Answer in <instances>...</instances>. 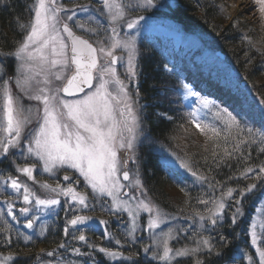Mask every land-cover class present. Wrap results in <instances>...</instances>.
<instances>
[{
	"label": "snow or ice",
	"instance_id": "1",
	"mask_svg": "<svg viewBox=\"0 0 264 264\" xmlns=\"http://www.w3.org/2000/svg\"><path fill=\"white\" fill-rule=\"evenodd\" d=\"M71 2L73 7L67 8L63 0H33L29 22L17 24L22 39H15L10 50L4 48L6 40L0 41V73L9 58L15 60V74L7 78L0 75V161L10 160L16 173L35 186L0 171V194L7 197L0 201V239L10 245L15 234L17 240L22 237L26 244L35 243L37 238H46L48 220L63 211L64 236L79 241L87 251L61 242L46 252L52 261L36 257L40 264H98L96 252L103 254L108 264H141V259L144 264H186L189 257L192 264H264V162L244 167L235 177L237 181L256 182L233 187L215 176L209 179L190 161L169 153L171 159H165L166 165L178 166L193 178V184L201 186L202 192L205 185L211 192L197 195L196 202L204 207L196 208L190 203L191 194L180 185L189 195L192 209L184 216L153 203L140 178L135 149L143 134L146 105L140 103L139 88L130 90L129 84L138 82L141 72L137 37L150 27L147 13L163 5L156 0H98L101 11L92 7V0L89 4ZM256 3L264 16V0ZM11 7V0H0V12ZM167 71L174 72V68ZM13 82L25 98L35 103H21L13 94ZM182 99L188 102L192 126L214 141L212 158L216 167H230L228 160L245 152V161L251 159L254 145L258 153H264V123L257 126L246 112L231 111L188 84H182ZM258 104V118L264 121V99ZM208 112L213 113L212 121L205 119ZM159 116L171 119L165 112ZM221 151L222 156L218 155ZM121 152L125 154L121 156ZM129 161L137 165L135 171L129 168ZM233 178L229 176L228 180ZM172 179L180 184L176 176ZM257 192L260 198L247 231L242 233L250 239L254 255L245 246L225 261L224 249L231 243L223 232L226 221L230 220L228 227L235 232L247 217L246 205ZM17 201H22L18 214ZM97 206L116 218L123 240L111 230L110 221L97 222L85 214L96 211ZM68 213L71 218H67ZM144 213L147 219L142 224ZM179 220L190 223L183 226ZM98 228L103 229V239L118 247L96 245L88 239L86 233ZM143 232L148 233L150 243L139 235ZM181 240L191 243L180 247L171 243ZM137 244L145 254L143 258L135 251ZM125 247L133 251L125 254ZM69 249L78 259H66ZM0 264H15L11 252L0 255Z\"/></svg>",
	"mask_w": 264,
	"mask_h": 264
},
{
	"label": "trees",
	"instance_id": "2",
	"mask_svg": "<svg viewBox=\"0 0 264 264\" xmlns=\"http://www.w3.org/2000/svg\"><path fill=\"white\" fill-rule=\"evenodd\" d=\"M11 2L12 7L7 12H0V41H7L6 46H4L5 50L14 47L13 41L15 39H22L23 33L20 32L17 24L21 22L27 24L32 16L29 10L32 0H11ZM156 2L163 6L147 13L150 27L164 28L168 33H174L182 40L181 43H174L169 37L162 38L159 35H150L148 32L139 35L137 47L142 55L138 57L141 72L137 87L140 93V103L146 105V108L143 110V134L137 150L138 167L140 178L149 198L166 212L184 216L191 213L192 209L189 207V195L182 190L180 185H183L184 189L191 194L190 203L196 208L202 209L204 207L196 202L197 195L204 193L211 195V192L207 190V185L204 186V192H202L201 186L193 184V178L189 174L176 167L166 165V154L175 153L180 158L190 161L195 168L199 169L201 174L209 179L215 176L216 179L227 181L229 186L235 187L237 183L246 186L256 182L254 179L237 181L235 177L239 176L244 167L257 166L264 162V153H258V146L254 145L250 149L251 159L245 161L243 158L247 155L245 152L243 155L237 154V159H229L230 167L225 164L216 167L212 158L214 141L208 140L204 145L195 144L197 146L194 148L192 146L181 147L178 142L179 130L187 122L185 115L181 120L179 112L177 113V110L180 112L182 110L180 104L182 84L193 86L196 88L195 91L198 88V92L202 96L215 100L231 111L246 112L252 121L259 126L264 123L258 118V101L264 99V82L261 81L262 79L264 81V56L256 53L251 45L242 39L244 36L239 29L225 21L219 11L220 0H156ZM202 49L211 52L215 60H210L208 63L197 59L195 55L199 51L202 53ZM174 50L180 54L177 65L172 63L171 51L174 52ZM217 54L221 55V60L216 57ZM14 65V58H9L0 75L5 78L13 76L15 74ZM166 66L167 68H174V72L166 74ZM161 112L167 113L171 119L160 117L159 113ZM218 155L222 156L223 152H219ZM205 157H207V162ZM19 163H23V161H19ZM0 171H3L4 175L12 174L34 187L32 182H27L24 177L16 173L10 160L0 161ZM256 171H259L258 167H256ZM173 176H176L180 184L172 179ZM229 176L234 178L228 180ZM49 182L51 183V181ZM171 190L177 192L173 198L170 193ZM39 194L43 195V193ZM168 194L170 195L168 196ZM216 194L219 195V192ZM260 195L261 193L257 192L256 196L246 205L247 217L240 222L235 232L228 227L230 220L226 221L223 232L228 236L231 243L224 249L225 261L233 257L237 248L245 246L254 255L250 246V239L242 233L247 231L248 223ZM6 198V195L0 194V201ZM16 204L18 208L22 206V201H17ZM87 213L90 216H96L97 219L110 221L111 230L121 240L124 239L117 230L115 217L101 211L99 206H97L96 211H87ZM71 215L68 213L67 218H71ZM65 219L66 213L63 211L59 213L58 217H51L48 220L46 238H37L35 243L30 241L26 244L22 237L17 240L15 234L12 235L10 245H5L0 239V255H7L11 252L15 258V264H36V257L38 256L41 259L50 258L53 260V258L46 256V252L53 250L61 242H67L70 248L81 247L83 251H87V248L79 241L72 240L71 236H64ZM178 223L188 226L190 222L179 220ZM21 231L28 234V230L21 228ZM2 235L3 233L0 231V236ZM86 235L96 245L109 248L118 247L115 243L103 239L101 228H98L94 233H86ZM139 235L142 236L145 243H150L144 233ZM186 242L191 243L187 240H181L179 243L172 241L171 243L180 247ZM39 248H41L40 251ZM59 251L63 252L64 250ZM131 251L133 249L127 247L124 249L125 254ZM135 251L139 252L141 258L144 257L145 254L139 244L136 245ZM68 255L66 256L68 260L78 259L71 256L70 251ZM95 255L98 264H108L103 254L96 252ZM141 264H144L143 259H141ZM186 264H192L191 257L187 258ZM217 264H222V262H217Z\"/></svg>",
	"mask_w": 264,
	"mask_h": 264
},
{
	"label": "rangeland",
	"instance_id": "3",
	"mask_svg": "<svg viewBox=\"0 0 264 264\" xmlns=\"http://www.w3.org/2000/svg\"><path fill=\"white\" fill-rule=\"evenodd\" d=\"M63 2L67 8L73 7L71 0H63ZM89 2H90V0H77L78 4H89ZM32 3H33V0L30 3L29 8L32 5ZM92 7L94 9L97 7H100V9L102 11V7L99 5L98 0H92ZM258 9H259V5L256 3V0H220V3H219V11H220L221 15L225 18V21L228 24H231L233 27L239 29V31L241 32V34L244 37H248L249 39L246 41L251 45L252 49L256 53L261 54V55L263 54V56H264V16H262V14L260 13V11ZM31 14L33 15L32 12H31ZM101 19H104V18L101 17ZM143 32H148V33H150V35H159L162 38H168L169 37L173 40L174 43H181V40H182L178 35H176L174 33H168V31H166V29L161 28L159 26L158 27H149L148 29L142 31V33ZM138 38H139V36L137 37V42H138ZM173 53L180 55L176 50H174ZM117 55H120V53L117 52ZM195 56L197 59H199V60L201 59L202 61L208 62V63L210 62V60H215L214 55L205 49H202V53H201V51L197 52ZM178 58H179V56H175V59L172 60V63L174 65L178 64V60H179ZM120 71H121V79H124L125 77L123 75V70L121 69ZM166 74H171V72H168L166 70ZM261 81L264 82L263 79ZM137 84H138V82L133 83V84H129V89L130 90L135 89L137 87ZM11 87L13 90V94L19 96L21 103H23L25 106L35 103L34 101H29L27 98H25L23 96V94L20 93L16 89L14 82L12 83ZM191 88L194 91L196 89L193 86ZM196 91L198 92L199 89L197 88ZM203 94H205V93H203ZM133 96L135 97V92H133ZM174 97H175V95H174ZM203 97H205V96H203ZM206 98L209 99V97H206ZM218 99H222V98H218ZM180 101H181L180 104L182 106V110H181V112H180V110H177V113L179 112L181 120H182L184 115H185V118L187 120L186 125L184 127H182V129L179 130V136H178L179 141L178 142H179L180 146L183 148L192 146L194 148V146H197L199 144L204 145L208 141V138H207V136H205L201 132L197 131V129L194 128L192 126V124L189 122V118L187 115L188 108L186 107V104L188 102L184 101L182 99V93H181ZM205 119L208 121H212L214 119L213 113L208 112V115L205 117ZM140 139H141V135H140L139 140L136 144V149H135L136 154L138 153L137 150H138V145H139ZM195 144H197V145H195ZM129 155H130V153H129ZM165 157L167 159H171L169 154H166ZM136 167H137V165H134V164H132L131 161H129V168L131 170L135 171ZM176 168H178V166ZM19 175L24 177L27 182H31V181L27 180V177H25L21 174H19ZM62 176H63V173L60 176L61 180H62ZM125 183H127V182H125ZM35 190L37 191L38 194L43 193L39 188H36ZM170 193L172 194L171 195L172 198L174 197V195H177V192L174 190H171ZM43 195H44V193H43ZM169 195L170 194H168V196ZM61 199L63 200V198H61ZM109 203H110V201H109ZM85 214L90 215L89 213H87V211L85 212ZM142 217H143V219H142V224H143L147 219V214L146 213L142 214ZM94 218L97 220V222L100 220V219H97L96 216ZM124 220L125 221L127 220L126 214L124 216ZM165 227H167V226H165ZM102 231H103V229H102ZM143 233H144L145 237L148 239V233H146V232H143ZM40 250H41V248H39V251ZM252 250L254 252V249H252ZM67 256H69V255H67ZM42 260L43 261H52V260H50V258H44ZM36 264H40V261H37Z\"/></svg>",
	"mask_w": 264,
	"mask_h": 264
},
{
	"label": "water",
	"instance_id": "4",
	"mask_svg": "<svg viewBox=\"0 0 264 264\" xmlns=\"http://www.w3.org/2000/svg\"><path fill=\"white\" fill-rule=\"evenodd\" d=\"M125 154V153H124ZM124 154H120L121 156H123Z\"/></svg>",
	"mask_w": 264,
	"mask_h": 264
}]
</instances>
